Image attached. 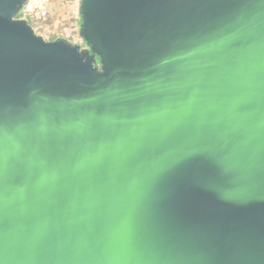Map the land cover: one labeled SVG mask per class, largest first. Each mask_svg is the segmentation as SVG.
I'll return each mask as SVG.
<instances>
[{"label":"water","instance_id":"1","mask_svg":"<svg viewBox=\"0 0 264 264\" xmlns=\"http://www.w3.org/2000/svg\"><path fill=\"white\" fill-rule=\"evenodd\" d=\"M27 2L0 0V264H264V0H80L84 45Z\"/></svg>","mask_w":264,"mask_h":264},{"label":"rangeland","instance_id":"2","mask_svg":"<svg viewBox=\"0 0 264 264\" xmlns=\"http://www.w3.org/2000/svg\"><path fill=\"white\" fill-rule=\"evenodd\" d=\"M47 8L53 14L48 23L36 25L29 20L37 34L43 36L47 41L64 37L83 44L79 34L80 24L78 27L76 20L72 17L71 9L64 7L61 0H53L51 4H47Z\"/></svg>","mask_w":264,"mask_h":264},{"label":"built area","instance_id":"3","mask_svg":"<svg viewBox=\"0 0 264 264\" xmlns=\"http://www.w3.org/2000/svg\"><path fill=\"white\" fill-rule=\"evenodd\" d=\"M52 1L53 0H28L18 17L26 19L28 22L30 20L36 25L48 23L53 17V14L47 8V4H51ZM61 2L64 7L71 9L73 13L72 17L76 20L79 27L81 17L78 12V5L80 0H61Z\"/></svg>","mask_w":264,"mask_h":264},{"label":"trees","instance_id":"4","mask_svg":"<svg viewBox=\"0 0 264 264\" xmlns=\"http://www.w3.org/2000/svg\"><path fill=\"white\" fill-rule=\"evenodd\" d=\"M81 23V18H80V21H79V24ZM56 40V39H55ZM99 60V59H98Z\"/></svg>","mask_w":264,"mask_h":264}]
</instances>
